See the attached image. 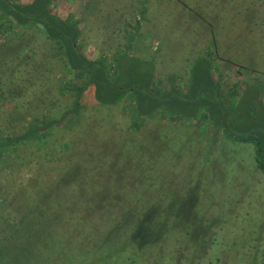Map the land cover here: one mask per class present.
Segmentation results:
<instances>
[{
  "label": "rangeland",
  "instance_id": "1",
  "mask_svg": "<svg viewBox=\"0 0 264 264\" xmlns=\"http://www.w3.org/2000/svg\"><path fill=\"white\" fill-rule=\"evenodd\" d=\"M53 1L61 17L80 22L79 46L88 58L104 59L111 81L114 58L124 51L132 58L124 67L137 62L152 71V88L184 92L193 73L198 83L187 109L140 119L131 99L102 106L91 86L76 100L72 87L85 77L66 68L56 44L39 29L0 33L4 216L18 222L27 212L60 210L53 239L66 251L58 258L71 256L74 263L78 256L72 255L83 253L75 264H117L118 258L98 259L116 245L134 257L132 264H264V172L256 166L253 142L228 140L216 123L220 110L233 137L264 131V88L259 84L241 98L247 86L264 84V0ZM42 122L51 128L40 132L41 141L6 143ZM125 182L131 187L123 188ZM183 195L194 206H184L187 200L180 221L167 223L164 200ZM150 210L162 213L156 219L164 236L155 235L151 248L132 246L127 233L141 220L140 211ZM213 220L220 223L210 227ZM187 229L209 244L205 258ZM11 232L0 221V237ZM47 258L42 251L36 261Z\"/></svg>",
  "mask_w": 264,
  "mask_h": 264
},
{
  "label": "trees",
  "instance_id": "2",
  "mask_svg": "<svg viewBox=\"0 0 264 264\" xmlns=\"http://www.w3.org/2000/svg\"><path fill=\"white\" fill-rule=\"evenodd\" d=\"M53 2V0H28L27 2L20 3L13 2L12 0H0V33L7 32L11 27L35 28L39 29L49 41L55 43L57 50L65 61L66 68L70 69L71 73H81V76L85 77L81 86L72 87L75 92L76 100H79L85 89L91 86L95 101L102 106H114L124 99H131L133 101L131 110L135 115H138L140 119L148 118L155 112H165L163 116L166 117V115L177 112L180 109L188 108L186 100L190 99L189 95L195 90L193 88V83H198L196 74L193 73L191 77L188 78L189 89H187L188 91L186 90L187 92H181L176 87L171 88L169 91H160L158 88H152V71L149 69L145 70L144 65L137 62L134 66L124 67V60L128 61L132 58L126 56V52L120 51V57L114 58L116 62V76L114 77L116 78L111 81L109 78L110 73L104 59L96 58L92 60L88 58L84 55L81 46H79V38L81 36V29L79 27L80 22L71 17H61L53 10ZM137 22H139V20ZM128 39L132 41L131 37ZM126 72L130 73L128 78L125 77ZM194 78L195 80L192 82ZM178 104H180L178 109H175ZM75 112L76 110L73 108L71 112L67 113ZM218 112L219 116L216 123L218 122V124L224 126L223 131L228 140L241 143L253 142L256 166L259 170L264 172L262 164V162H264V131H258L255 136L251 133L233 137L236 133L230 131L227 114L224 115V112L220 113V110H218ZM50 128L51 125L49 122H42V124L36 126L29 125V130L25 131L23 135L15 138H8L6 139V143L10 145L20 140L29 139L41 141L42 137L40 136V132L45 129L50 130ZM12 151H15V148H13ZM119 175L121 176L120 173ZM130 187L131 186H129L127 182L124 183L123 188L126 189ZM146 192H150V190H143V193ZM39 198L43 200L45 197L39 195ZM187 200L190 201L186 203ZM190 202L191 206H194L192 205L194 199L187 195L172 197L171 201H166L165 199L164 203H167V206L163 207L165 208L163 214L169 211L166 222L175 224L180 221L177 214L181 212L184 213L185 211V209L180 206H183L184 203H186L184 206H188ZM2 204L3 200L0 205ZM4 207L5 206H0V221L3 225L4 223L10 225L15 229V232H11L12 235L9 233V235L5 237H0V264H39L36 260L39 259L42 251L47 252V261L49 262H41V264H75L76 261L84 257L83 253L73 254V260L78 256L74 263L71 262V256H68V259L67 257L66 259L58 258V254H64L66 251L64 248L61 249L57 239H53V237L56 238L58 235L55 234L56 228L54 224L57 225L60 222V210L58 212H52L50 206H48L51 212H45V214L41 213L39 216H35V214L30 215V213L27 212L23 215L21 220L14 222L18 217L10 220L8 216H4L5 212L2 211ZM41 207L43 209V206ZM102 207L105 210L106 205ZM152 211L154 210H150L147 213L144 212L143 214H141L140 211L141 220L136 224L134 229L128 231L126 241L130 242L132 246L142 245L146 248H151L153 243L149 242L154 241L153 238H155V235L156 238L158 235L164 236V225L161 227L159 220L156 219V217L162 216V213L160 210L156 212ZM97 212L98 208L92 212L91 216ZM150 213L152 214L150 215ZM50 221H55V223H53L49 229H45L42 225L46 223L45 226H47ZM219 223V220H213L210 227H216L215 225ZM1 233H4V229H2ZM15 233L21 234L17 240ZM185 234L189 236L191 240H194L193 248L195 251H202V255L204 256L200 257L205 258L210 249L209 244L199 239V233L197 235L194 231L190 232L187 229ZM22 237L27 240L22 241ZM116 246L111 248L110 252L103 251L98 259L101 260L103 257H112L118 258L117 264H124L127 262L130 264L133 262L136 263L133 256L131 257L130 254H124L123 249ZM3 251H7L5 256ZM122 257L125 258L121 261ZM104 261H107V259ZM216 262H218V260H216Z\"/></svg>",
  "mask_w": 264,
  "mask_h": 264
},
{
  "label": "crops",
  "instance_id": "3",
  "mask_svg": "<svg viewBox=\"0 0 264 264\" xmlns=\"http://www.w3.org/2000/svg\"><path fill=\"white\" fill-rule=\"evenodd\" d=\"M211 79V78H210ZM216 79H217V77H216ZM259 79V78H258ZM182 79L181 78H178L177 79V77H174V81L177 83V82H179V81H181ZM212 81V80H211ZM259 84L262 86V88H264V84L263 83H258L257 85H255V84H252V85H249V86H247L244 90H243V93H242V95H241V98H245V96H246V93H248V90L249 89H251V88H257L258 86H259ZM189 89V88H188ZM186 91V90H185ZM188 91V90H187ZM186 91V92H187ZM185 92V93H186ZM208 116V115H207Z\"/></svg>",
  "mask_w": 264,
  "mask_h": 264
}]
</instances>
